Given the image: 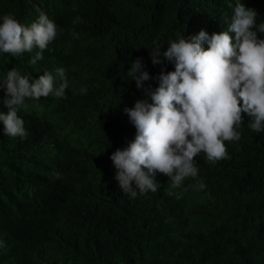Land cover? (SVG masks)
Instances as JSON below:
<instances>
[{"label":"trees","instance_id":"16d2710c","mask_svg":"<svg viewBox=\"0 0 264 264\" xmlns=\"http://www.w3.org/2000/svg\"><path fill=\"white\" fill-rule=\"evenodd\" d=\"M229 2L0 0V23L12 13L30 25L45 13L59 26L35 65V50L0 53V83L13 67L32 79L64 67L69 80L65 98L25 99L26 139L7 136L0 121V264H264V131L253 132L246 114L241 139L225 141L230 158L198 154V176L181 188L158 173L157 192L130 198L110 159L135 137L124 107L145 98L127 75L131 62L143 58L154 90L174 64H152L153 42L166 49L178 32L226 30ZM241 2L264 21V0ZM4 96L0 87L7 112ZM201 180L203 190L189 187Z\"/></svg>","mask_w":264,"mask_h":264},{"label":"clouds","instance_id":"9594fccd","mask_svg":"<svg viewBox=\"0 0 264 264\" xmlns=\"http://www.w3.org/2000/svg\"><path fill=\"white\" fill-rule=\"evenodd\" d=\"M227 6L232 16L226 30L211 35L203 29L195 35L178 32L166 49L163 43L153 42L149 49L152 64H174V71L162 67L154 90L151 85L145 86L151 77L143 58L131 62L127 75L137 89L143 90L145 98L124 107L136 129L135 137L110 156L117 169L115 179L130 198L149 190L157 192L161 186L156 179L158 173L170 178L174 189L181 188L186 178H197L200 153L212 164L229 159L225 141L241 139L238 129L244 123V114L253 132L264 131V38L258 37V33L264 34V21L257 24V11L241 0ZM79 22L82 20L78 16L73 23ZM58 27L45 13L30 25L20 23L12 13L4 14L0 53L18 58L35 50L28 61L35 65L57 37ZM72 35L78 37L75 32ZM0 87L5 89L3 104L7 108V112L0 111L4 133L26 139L29 133L18 115L25 99L50 95L65 98L69 80L64 67L45 70L38 79L13 67ZM80 92L87 94V88L81 87ZM54 176L63 178L59 172ZM189 187L203 190L206 185L201 180Z\"/></svg>","mask_w":264,"mask_h":264}]
</instances>
